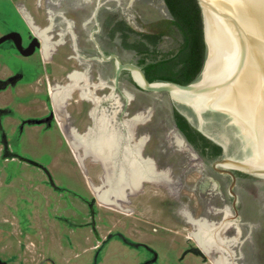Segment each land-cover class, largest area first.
<instances>
[{
  "label": "rangeland",
  "instance_id": "obj_1",
  "mask_svg": "<svg viewBox=\"0 0 264 264\" xmlns=\"http://www.w3.org/2000/svg\"><path fill=\"white\" fill-rule=\"evenodd\" d=\"M58 11H65L85 34L95 23L102 31L123 24L127 42L143 45L157 61L175 56L182 44L164 0H0V36L18 28L26 43L33 23L46 26L62 18ZM40 40L41 47L30 56L18 54L9 40L0 43V264H214L218 252L203 251L191 236L195 229L188 216L220 222L225 207L233 214L230 178L177 142L173 110L178 109L168 93L120 83L130 96V115L119 114L110 124L122 138L123 121L134 110L150 107L153 116L136 126V140L146 138L143 154L157 160L158 170L169 171L173 185L169 189L142 181L140 190L110 206L93 189L102 185V165L90 154L80 164L58 125L51 93L46 96L45 76L64 84L63 74L77 69L63 57L70 47L57 45L53 61L46 62ZM114 41L118 47L119 38ZM119 52L123 59L137 57L132 49ZM81 65L89 72L96 69L92 72L100 79L93 83L104 85L95 90V108L76 89L70 94L66 110L77 134L94 127V119L103 113L111 117L105 109L112 97L106 94L110 82L103 64ZM53 81L49 87L57 84ZM234 189L239 216L231 221L240 232L233 224L223 232L228 239L237 237L230 244L232 259L236 264H264V177L240 174Z\"/></svg>",
  "mask_w": 264,
  "mask_h": 264
},
{
  "label": "water",
  "instance_id": "obj_2",
  "mask_svg": "<svg viewBox=\"0 0 264 264\" xmlns=\"http://www.w3.org/2000/svg\"><path fill=\"white\" fill-rule=\"evenodd\" d=\"M196 1L205 56L195 80L186 84L149 81L132 63L118 64L115 79L121 68L128 67L137 87L165 90L178 111L222 147L223 156L212 161L211 168L230 175L227 189L232 197V219H237V180L233 170L264 177V0ZM6 39H12L25 56L39 45L33 41L24 48L17 32L1 36L0 43ZM135 69L142 83L134 78ZM153 85L165 87L154 89ZM168 86L181 89L170 92Z\"/></svg>",
  "mask_w": 264,
  "mask_h": 264
},
{
  "label": "flooded vegetation",
  "instance_id": "obj_3",
  "mask_svg": "<svg viewBox=\"0 0 264 264\" xmlns=\"http://www.w3.org/2000/svg\"><path fill=\"white\" fill-rule=\"evenodd\" d=\"M57 16L62 17V18H59L57 20H53L52 23H47L46 26H43L41 28L34 25V23H33V28L36 30V32H34L35 30L34 31L31 30V33L33 35H32V37H30V39L26 43H24L23 33L20 32V30H18V28L11 29L10 31L4 33L3 35H5L9 32L19 33V35L21 37V44L24 48L28 47L33 41L39 42V45L34 46L33 52L31 54L27 55V56H30L35 52L36 49L41 47V40L40 39H41L42 35L39 34L41 32L44 35L43 37L45 38V40L47 42V46L49 45V47H46V50H45L46 62H52L53 61V54L56 53V51L58 50L57 45L62 46V45L67 44L70 47V52L65 54L63 57L65 59L68 58V59L73 60L74 63L77 64V69L72 68L63 74L62 77L65 79L64 84L57 83V82L53 81L52 78H49L48 75L45 76L44 84H45L46 96L48 94H50V87L49 86L52 85L50 82V79H51V81H53L52 82L53 84L57 83L60 85H67L70 82L69 74L72 72H78V73L84 74L86 77V81H84V79L83 80L80 79L78 81V84H80V85L85 84L86 87L88 86L87 89L92 90L93 84H96V83H93L94 80L100 79L99 73L95 74V72H92L93 70L97 71L96 69H93V70L91 69L90 72L85 70V67L83 65H81V63H83V62L85 63L87 61H90L91 63H94L95 65H97V62H100L101 64H103V68H102L104 70L103 74L104 75L106 74L107 79L110 82L109 84L106 83V85H105V87L107 88L106 94L110 93V96L112 97L110 104H108V106L105 107V109H107L109 111V113L111 114V117L108 120L109 122H108L107 130H110V129L113 130V132H115L116 133L115 135L117 136V138H116L117 148L115 150L117 151V157L119 156V158L116 157L115 166L112 167L114 174L117 175L118 174V168H117L118 163L117 162L122 159V153L125 150V148L128 146V148H132V150L135 151L134 141H137L136 139L138 138L137 136H135V134L138 133V132H136L137 131L136 126L139 125L140 123H145L148 119L151 120V117L153 116L152 109L150 107H148L147 109L142 107L141 109L138 108L137 110H134L133 111L134 115L132 114V116L127 117L125 119V120H131L133 116H135L139 113L146 114L150 110L149 111L150 113H149L146 121L138 122L135 124L134 129H133V133H132V138L129 136V132H128L127 127H126L125 120L123 121L124 123L122 124V126H124V131L126 133L125 134L126 136L123 137V134L121 133L122 138L120 137V133L115 131V129L113 128V126L111 124L109 125V123H111L113 121H117V118H119V114L127 115V116L130 115V112H129L130 104L127 102V98H130V96H127L128 92H126L124 89H122L120 87V83H126L127 85L131 86L133 89L138 90V91L144 90V89H141V88L136 86V84L134 83L133 78H132V72L130 71V69L128 67L120 69V71L117 75V80H116L115 78H116V70H117L118 64L132 63L142 71V73L144 74V76L146 77L147 80H149V79L157 80V59H153L152 55H150V53H148L146 51V49L143 47V45H141L139 43H131V44L128 43L127 39L125 37L126 35L122 33L123 28H127V27L121 23H116L114 25L112 24V26L109 29L104 30V31H102V25L99 26L98 24L95 23L94 29L90 30L89 34H85V33L81 32V30L76 29V25H75V23H73L75 21L73 19H69V18L67 19L65 17V11H60V12L58 11ZM92 18L96 19V15H95V17H92ZM68 32H70V33H68ZM101 32H103L102 36H100ZM3 35H1V36H3ZM97 35L101 38H98ZM55 36H57V38L54 40L53 38H55ZM70 36H72V38L74 39V41H75L74 43H72ZM145 36L147 38H155V36H151V35H145ZM116 37H118L119 41H120L118 47L114 44L115 43L114 40L116 39ZM7 40H9L11 42L14 50H16V52L18 54L22 55L16 49V47L13 43V40L12 39H6L4 41H7ZM130 49H132L134 51V53L136 54V56H137L136 59L135 60L123 59L119 51L122 52L124 50H130ZM23 56H25V55H23ZM121 80H124V82ZM98 84H100V83H98ZM101 84H103V83H101ZM47 86H48L49 90L47 89ZM79 89L80 88H77L76 91H79L78 95L82 98V96L80 95ZM82 89L85 90L86 88L84 87ZM96 91H94V93H93V95H95V97H97L95 94ZM69 96L62 101L61 107H62V112H63L64 117H65L64 122H65L66 128L70 131L71 130L73 131V128L69 125L70 124L69 119H70L71 115L66 110V105L69 104L67 101L68 99H70ZM45 99H46V97H45ZM47 99H48V97H47ZM82 99L85 100L84 98H82ZM133 99H134V97L131 100H133ZM74 101H77V99H74ZM90 102L92 103V101H90ZM48 103L49 102L47 101L46 105H48ZM93 105L96 106V104H93ZM95 106H94V108H95ZM94 108H93V110H94ZM176 111H178V110H176ZM178 112L182 116H184V118L186 119L187 122H185V123H188L185 127L186 132H187V134H186L178 128V126L175 122L174 114H173L174 125H175V128H176L178 134L182 138L181 140L186 145L191 147V149L195 152L198 160H200L202 162L210 161V167H211L212 161L219 159L223 156L222 147L218 143H216L215 141L211 140L210 138L203 135L200 131H198L196 129V127L193 124H191V122L188 120L187 116L183 115L180 111H178ZM96 121H97V119L95 120L94 127H88L89 129H87L86 133H90L92 131L97 130L96 127H97L98 121H97V123H96ZM197 133H199L201 136H204V138L206 140L201 138L200 135H198ZM140 136H141V134H140ZM141 138H143V137H141ZM141 138H139V139H141ZM145 143H146V140L144 141V145H145ZM144 145L142 146V148L139 152V155L135 153L136 159L138 161H140L143 158L149 159L153 165L154 171L157 172V168H158L157 160H155L154 158H149L143 154ZM216 145L221 148L220 152H218ZM233 173L236 176V180H237L238 176L240 174H242V173L235 171V170H233ZM222 175H227L231 180L230 175H228V174H222ZM142 181L143 180H140V182L136 185L137 187H139V190L141 189V182ZM124 188L126 191L127 186L124 185Z\"/></svg>",
  "mask_w": 264,
  "mask_h": 264
},
{
  "label": "bare ground",
  "instance_id": "obj_4",
  "mask_svg": "<svg viewBox=\"0 0 264 264\" xmlns=\"http://www.w3.org/2000/svg\"><path fill=\"white\" fill-rule=\"evenodd\" d=\"M39 34L42 35L41 38L43 47L44 50H46V47H49V45L47 46V42L43 37L44 35L42 33ZM133 76L137 81L142 83L141 74L137 69L133 71ZM69 77L70 82L68 85L56 84L54 87H50V93L53 98L56 111L55 113H57L58 125L62 128L65 139L70 144L72 151L80 164H82L83 156L90 154L91 157L95 158L94 160L100 162L103 167V171H105L102 179V185L93 187L96 196L106 204L115 206L118 201L122 202L121 200H125L127 194L135 193L139 190V187L136 185L140 182V180L164 185L170 189L173 182L169 176L170 173L168 170L157 169V172H155L149 159L143 158L140 161L136 159L135 155H139V152L144 145V141L146 140L145 137L134 141L135 151H133L132 148H128V146L125 148L122 153V159L117 162L118 174L115 175L112 167L115 166V159L117 157V151L115 150L117 148V136L113 130H107L108 119L107 116H104V113L98 117V123L96 121V131L85 134H77L76 132L72 130L70 131L66 128L64 122L65 117L61 107L62 101L66 99L75 89L80 88V95L84 97V99H89V101H92L93 104H97L98 98L95 97L93 93L97 88L102 86L101 83L93 84V89L89 90L87 89L88 86L86 87L85 84H78L80 79H84V81H86L84 74L72 72L69 74ZM83 86L86 88L85 90L82 89L84 88ZM164 87L165 85L152 86L154 89H162ZM168 88L170 89V92L181 89L173 86H168ZM149 111L146 114L139 113L133 116L131 120H125V124L131 138L135 124L146 121L150 113ZM173 136L176 137L175 139L178 143H182L181 138H179L176 133L173 134ZM79 150H81L80 153H78ZM81 152L83 154H81ZM124 185L127 186L126 191ZM223 212L224 217L220 222H208L202 218L192 219L188 216V221L192 223L195 229V231L191 233V236L197 240L199 246L206 253H210L209 251H212L213 249L218 252L219 256L213 259L214 264H236V262L232 259L234 253L230 248V244L231 241H235L237 237L228 239L224 236L223 232L232 224L236 228L237 234H239L240 230L235 224L236 221H231L233 214H231L229 208L225 207Z\"/></svg>",
  "mask_w": 264,
  "mask_h": 264
},
{
  "label": "trees",
  "instance_id": "obj_5",
  "mask_svg": "<svg viewBox=\"0 0 264 264\" xmlns=\"http://www.w3.org/2000/svg\"><path fill=\"white\" fill-rule=\"evenodd\" d=\"M165 6L173 18V24L182 34V44L175 56L157 61V80L172 81L181 84L192 82L197 77L205 56L202 36L200 8L196 0H164ZM176 70L173 71V68ZM155 79H149L152 81ZM178 128L187 134L188 123L184 116L173 110ZM200 135L199 133H197ZM204 140V136H201ZM218 152L221 148L217 146Z\"/></svg>",
  "mask_w": 264,
  "mask_h": 264
}]
</instances>
